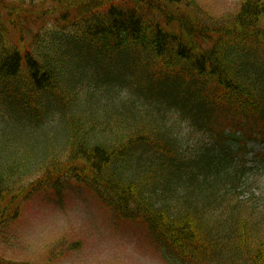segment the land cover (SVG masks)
Returning <instances> with one entry per match:
<instances>
[{"label":"trees","instance_id":"trees-1","mask_svg":"<svg viewBox=\"0 0 264 264\" xmlns=\"http://www.w3.org/2000/svg\"><path fill=\"white\" fill-rule=\"evenodd\" d=\"M198 10L197 0H0L1 122L63 134L0 170L1 220L71 180L142 218L172 257L264 264V193L237 155L264 145V0H242L224 21Z\"/></svg>","mask_w":264,"mask_h":264},{"label":"rangeland","instance_id":"rangeland-1","mask_svg":"<svg viewBox=\"0 0 264 264\" xmlns=\"http://www.w3.org/2000/svg\"><path fill=\"white\" fill-rule=\"evenodd\" d=\"M197 1L198 16L224 21L238 10L242 0ZM259 26L264 29V14ZM1 107L0 124L4 119ZM15 121L11 119V123L0 126V170L15 164L18 156L35 153L49 140L54 147L63 142L59 127L23 128L21 122ZM249 147L246 161L252 170L247 171V182H253L258 194L264 193V160L256 154L264 153V148L262 144ZM64 149H54V152L63 159L68 154ZM29 182L24 180L21 187ZM67 186L60 197L41 191L27 200L22 199L16 212L5 221L1 220L0 212V260L22 264H181L153 241L140 220H123L88 188L76 187L71 180ZM16 202L17 197L13 205ZM12 210L13 207L5 213ZM187 264L211 263L192 260Z\"/></svg>","mask_w":264,"mask_h":264}]
</instances>
